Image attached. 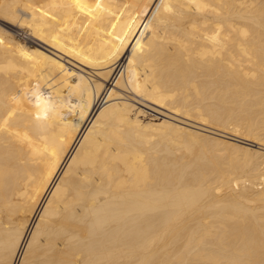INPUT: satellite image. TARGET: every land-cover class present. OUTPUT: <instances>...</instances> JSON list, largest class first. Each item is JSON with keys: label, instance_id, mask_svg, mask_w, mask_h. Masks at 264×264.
I'll return each instance as SVG.
<instances>
[{"label": "bare ground", "instance_id": "6f19581e", "mask_svg": "<svg viewBox=\"0 0 264 264\" xmlns=\"http://www.w3.org/2000/svg\"><path fill=\"white\" fill-rule=\"evenodd\" d=\"M0 22V264H264V0Z\"/></svg>", "mask_w": 264, "mask_h": 264}, {"label": "rangeland", "instance_id": "374dc122", "mask_svg": "<svg viewBox=\"0 0 264 264\" xmlns=\"http://www.w3.org/2000/svg\"><path fill=\"white\" fill-rule=\"evenodd\" d=\"M0 24H1V22H0ZM18 30V31H17ZM22 30H26V27H21V30H20V28L18 29V28H16L15 27V29L14 30H12V31H10L11 32V34H12V36L16 39V40H18V41H20V42H24V41H26V37H27V35L25 36L24 35V32H21ZM143 102H145L146 104L145 105H147V106H144V105H140V104H136V102H135V106H138V107H140V109L143 111V114L144 115H142V118H144V119H147L148 117L150 118V117H153V116H159V114L158 113H156L154 110H153V108H150V107H154L155 109H159V110H162V111H164V112H167L166 110H164L162 107H159V106H157V105H155V104H153V103H150V102H148V101H146V100H144ZM144 106V107H143ZM150 106V107H149ZM145 109V110H144ZM150 109V110H149Z\"/></svg>", "mask_w": 264, "mask_h": 264}]
</instances>
